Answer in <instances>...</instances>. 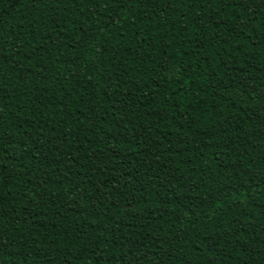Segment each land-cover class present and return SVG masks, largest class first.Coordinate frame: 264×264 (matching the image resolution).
Segmentation results:
<instances>
[{"label": "trees", "instance_id": "trees-1", "mask_svg": "<svg viewBox=\"0 0 264 264\" xmlns=\"http://www.w3.org/2000/svg\"><path fill=\"white\" fill-rule=\"evenodd\" d=\"M0 264H264V0H0Z\"/></svg>", "mask_w": 264, "mask_h": 264}]
</instances>
